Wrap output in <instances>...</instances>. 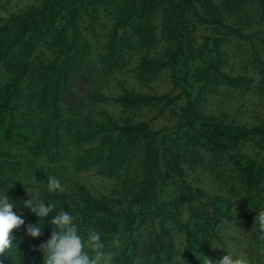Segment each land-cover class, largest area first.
<instances>
[{
    "label": "trees",
    "instance_id": "1",
    "mask_svg": "<svg viewBox=\"0 0 264 264\" xmlns=\"http://www.w3.org/2000/svg\"><path fill=\"white\" fill-rule=\"evenodd\" d=\"M102 18L113 23L98 62L107 67L117 55L146 52L133 70L138 83L150 86L168 75L177 94L126 91L112 99L93 95L92 101L158 111L152 120L168 116L171 125L155 129L137 117L80 118L67 102L72 81L92 64L91 40ZM233 42L264 47V0H43L10 14L0 24V192L8 190L26 224L37 223L22 207L25 174L40 158L57 161L71 147L76 171L124 172L133 184L128 209L117 208L121 200L94 196L82 183L74 185V198L65 191L48 195L55 212L74 216L82 235L100 233L115 264H208L214 243H222L221 226L241 218L230 198L195 187L188 171L210 165L221 177L235 175L258 217L264 208V163L242 153L248 143L264 153V125L226 124L202 109L222 89L264 95V61L256 50L255 75L224 70L227 60L242 54ZM134 154L142 157L135 177ZM14 231L30 238L23 228ZM51 231L46 225L35 246ZM175 231L185 238L183 248ZM256 235L264 252L261 223ZM20 264H43V255L31 249Z\"/></svg>",
    "mask_w": 264,
    "mask_h": 264
},
{
    "label": "rangeland",
    "instance_id": "2",
    "mask_svg": "<svg viewBox=\"0 0 264 264\" xmlns=\"http://www.w3.org/2000/svg\"><path fill=\"white\" fill-rule=\"evenodd\" d=\"M42 1L0 0V24L10 14L21 13L31 6L40 5ZM112 23L110 18H102L97 24V36L91 40L94 54L93 58H91L92 64H89L88 70L83 71V74L81 73L72 81L67 102L75 104L80 118L90 116L95 120L101 121L107 115H110L118 122H122L127 117H137L139 121H151L155 129L171 125L172 121L168 116L155 121L152 120L158 111L132 112V110H126L114 102L94 104L92 101L93 95H101L112 99L123 95L126 91L158 95L177 94V92L173 91L168 75L161 76L150 86H142L138 83L133 70L139 66L146 52L136 50L117 55L112 58L110 65L107 67L98 62L99 51L102 50L104 52L103 48L109 41L107 40V34L111 30ZM233 43L235 47L238 46L239 48L240 46L242 54L238 53L235 57L227 60L224 70L236 75H255L256 64L252 53L256 50L258 56L262 57L264 61V47L262 44L256 42L255 47L247 42ZM160 52L161 47L153 51L151 55L155 56ZM37 56L40 57L39 53ZM202 109L207 115L216 116L226 124L248 127L264 125V95H258L257 93L222 89L217 95L203 102ZM242 153L256 159L258 162L264 163V153L257 151L251 143L242 148ZM75 155L76 152L70 147V153L64 157L62 154L57 161L40 158L35 164L30 166H34V168H28L30 170L25 174L23 191L26 196V187H39L42 197L53 204V199L48 195L61 194L63 196V192H47L46 182L48 176H51L61 182L65 189L64 191L72 198H74V185L82 183L96 197L105 196L121 200L122 205L118 206V209H128L131 206V195L136 192H133V184L128 179L126 180L124 172L110 177L101 173L98 168L89 171H76L73 167ZM134 156L136 158L131 162L130 173L135 177L140 172L142 157L135 154ZM21 166L24 167V165ZM220 171H224V168L220 167ZM188 173L189 180L195 187H200L211 195H222L230 198L234 203L235 215L241 218V222L234 221L221 226L219 237L222 243L216 241L211 250V257L215 264L222 260L227 255V252L233 256L244 258L247 264H264V252L257 247L258 238L256 232L259 228L260 219L246 200L247 192L239 183L238 178L235 175L234 177H229V175L221 177L215 173L210 165L197 170L190 169ZM37 182L44 183L38 185ZM261 210L264 212V208ZM187 217H184L183 220L186 221ZM173 236L177 240L179 248H183L184 236L176 231L173 232ZM38 243V239L23 238V242L19 246L21 257ZM5 264H10V262L5 261ZM113 264H115L114 261Z\"/></svg>",
    "mask_w": 264,
    "mask_h": 264
},
{
    "label": "clouds",
    "instance_id": "3",
    "mask_svg": "<svg viewBox=\"0 0 264 264\" xmlns=\"http://www.w3.org/2000/svg\"><path fill=\"white\" fill-rule=\"evenodd\" d=\"M37 183L39 185L44 182ZM46 190L55 193L65 189L58 179L48 176ZM7 192H0V264H5V261L20 264L19 246L23 237H18L14 230L23 228L27 237L38 239L46 225L52 226L50 237L39 246H33V251L42 253L43 264H113L114 250L105 248L100 233L92 230L82 235L74 216L65 210L55 212V205L42 197L39 187H26L27 198L22 203L23 208L38 218L37 223L26 224L21 206ZM53 213L55 215L48 220ZM259 217L261 225L264 226V212ZM211 261L213 260L209 259L208 264ZM217 264H247V261L227 252Z\"/></svg>",
    "mask_w": 264,
    "mask_h": 264
}]
</instances>
